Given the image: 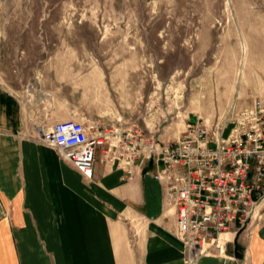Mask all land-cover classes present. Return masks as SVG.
I'll return each mask as SVG.
<instances>
[{
  "label": "rangeland",
  "instance_id": "1",
  "mask_svg": "<svg viewBox=\"0 0 264 264\" xmlns=\"http://www.w3.org/2000/svg\"><path fill=\"white\" fill-rule=\"evenodd\" d=\"M0 50L19 93L55 108L76 99L84 116L50 127L128 121L178 139L191 112L211 126L233 103L264 100V0H0ZM97 69L109 112L98 120Z\"/></svg>",
  "mask_w": 264,
  "mask_h": 264
},
{
  "label": "crops",
  "instance_id": "2",
  "mask_svg": "<svg viewBox=\"0 0 264 264\" xmlns=\"http://www.w3.org/2000/svg\"><path fill=\"white\" fill-rule=\"evenodd\" d=\"M8 63L0 50V264H187L156 166L141 157L129 176L117 161L98 160L92 180L84 179L39 139L51 117L84 116L76 99L58 108L35 103L17 91ZM106 85L97 69L89 113L96 120L109 114ZM255 212L247 227L223 234V250L196 264H264V202Z\"/></svg>",
  "mask_w": 264,
  "mask_h": 264
},
{
  "label": "built area",
  "instance_id": "3",
  "mask_svg": "<svg viewBox=\"0 0 264 264\" xmlns=\"http://www.w3.org/2000/svg\"><path fill=\"white\" fill-rule=\"evenodd\" d=\"M39 139L86 180H92L98 160L117 161L129 176L139 158L153 163L154 178L175 209L187 264L223 250L221 236L243 228L264 200L261 99L244 109L233 103L211 126L199 118L191 121L169 142L146 138L137 126L106 127L88 119L58 122Z\"/></svg>",
  "mask_w": 264,
  "mask_h": 264
},
{
  "label": "bare ground",
  "instance_id": "4",
  "mask_svg": "<svg viewBox=\"0 0 264 264\" xmlns=\"http://www.w3.org/2000/svg\"><path fill=\"white\" fill-rule=\"evenodd\" d=\"M224 237H226L225 235H223L221 238H220V241L219 242H223L224 240Z\"/></svg>",
  "mask_w": 264,
  "mask_h": 264
}]
</instances>
